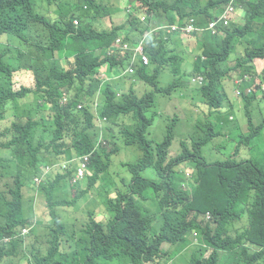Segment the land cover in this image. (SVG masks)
<instances>
[{
	"label": "clouds",
	"instance_id": "9594fccd",
	"mask_svg": "<svg viewBox=\"0 0 264 264\" xmlns=\"http://www.w3.org/2000/svg\"><path fill=\"white\" fill-rule=\"evenodd\" d=\"M257 1L0 0V264H85L92 238L74 234L89 215L112 244L134 250L123 234L137 231L125 217L138 210L120 199L134 184L127 165L153 184L142 204L161 218L156 232L168 222L172 233L105 264H264V6L249 22ZM159 97H174V114ZM58 116L85 132L88 152L44 127ZM156 125L167 129L162 142ZM208 147L223 159L210 161ZM96 160L120 187L110 206L101 184L89 185ZM204 182L218 189L217 206L178 216L184 207L165 184L194 206Z\"/></svg>",
	"mask_w": 264,
	"mask_h": 264
},
{
	"label": "trees",
	"instance_id": "16d2710c",
	"mask_svg": "<svg viewBox=\"0 0 264 264\" xmlns=\"http://www.w3.org/2000/svg\"><path fill=\"white\" fill-rule=\"evenodd\" d=\"M264 6V0H258L256 3L251 5V18L249 19L250 23H254V21L262 16V8ZM259 25H263L261 21L258 22ZM259 25H257L259 27ZM236 29V26H233ZM248 28H256V26H251ZM44 127H50L52 129L57 130L60 133H66L70 136H77L80 139L79 142V151L80 152H88L89 144L87 142V137H85V132L79 133L77 129V125H74L72 132L67 125L62 122V116H58L56 118H50L48 120H44ZM79 133V134H78ZM64 138H67L64 136ZM130 172L132 173V182L134 184L131 186L130 190L125 193L120 194V199L122 202L132 206L137 209L138 212H129L126 214L125 222L131 225L130 229H135L137 231L120 233L123 235H130L133 240L136 241L135 249L128 252L122 251L116 245L112 244L109 239H112L111 235H106L104 227L102 225H98L92 219V215L83 217L77 221V225L79 226L75 232V236L82 237L83 241H86L87 238H92L91 244L89 246V253L86 257L85 264H105L104 259L113 260L112 262L122 261L124 258H128L130 255L134 253L143 254L151 252L154 249V246L149 242L150 238L156 243L158 239H161L163 242L167 241L171 236V228L168 222H165L164 225L160 226V231L156 232L155 224L157 220H161L157 215L151 214L149 211L148 205L145 207L142 204V200H145L144 193L153 186L149 182L140 178V170L138 165H127ZM90 168L93 170L94 174L90 179V187H93L96 183L101 184L102 190L109 194L106 199V202L109 206L112 203L111 195L117 192L119 193L120 187L114 186V183L109 176V165L105 161L96 160L94 163H91ZM161 168V166H160ZM158 174L159 170L156 169ZM110 178V183H109ZM127 183L124 181L122 186H125ZM155 185V184H154ZM165 192L167 196L171 193H176V208L180 205H183L184 210L177 212L178 216H184L185 211L190 210V208H199L200 210H205L214 206H217V202L213 199L212 194H216L218 189L213 183L204 182L203 186L199 190L196 195L197 203L194 206H190L188 204V199L181 194L180 190H176L172 184H165ZM54 207L55 204H52ZM117 205H115V208ZM110 229L113 227V223L110 224ZM127 231V230H126ZM125 232V231H124ZM115 235V232H113ZM59 239L58 235H55L54 240L50 241V244L55 243ZM103 247L106 248V253L103 252Z\"/></svg>",
	"mask_w": 264,
	"mask_h": 264
},
{
	"label": "rangeland",
	"instance_id": "374dc122",
	"mask_svg": "<svg viewBox=\"0 0 264 264\" xmlns=\"http://www.w3.org/2000/svg\"><path fill=\"white\" fill-rule=\"evenodd\" d=\"M107 27H108V25L106 26V28ZM207 41H209V39H207ZM235 57H236V55L234 56V58ZM173 98H171V99H173ZM171 99L170 98H165V97H159L157 105H158V107L160 108V110L162 112H167L168 114H174L175 113V112L171 113V111H170V109L168 107L169 101ZM234 101L236 103L235 115L237 116V118H239L248 127L247 116H246V113H245V103L242 100L237 99V98H234ZM160 122H161V120L158 121V123H160ZM166 130L167 129L165 127L156 125L153 128V130H152V139H154V140H156L158 142H162L164 140V138H165ZM209 148L210 147L207 148V151L205 152V154H206V156L208 157V159L210 161L223 159V158L219 157V155L213 154V152H210ZM128 150H132V149H128ZM139 156H140V153L138 151H134L133 150V155L131 157L132 158L131 162H135L138 159ZM123 170L125 171L127 177L129 179H131V175L126 171V169L123 168ZM143 175L145 177H147V178H154L155 177V174L152 171L144 173Z\"/></svg>",
	"mask_w": 264,
	"mask_h": 264
}]
</instances>
